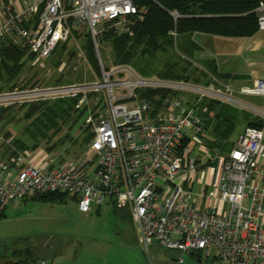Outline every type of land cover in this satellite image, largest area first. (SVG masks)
<instances>
[{"label": "built area", "instance_id": "built-area-1", "mask_svg": "<svg viewBox=\"0 0 264 264\" xmlns=\"http://www.w3.org/2000/svg\"><path fill=\"white\" fill-rule=\"evenodd\" d=\"M146 11L141 0H0V41H25L39 61L74 33L87 28L95 36L101 24L141 20ZM256 11L264 30V1ZM143 89L180 93L165 99V109L154 115L151 101L139 96ZM100 93L106 105L95 117L88 145L95 159L58 165L53 159L26 163L22 156L0 161V203L68 193L90 213L111 201L129 210L147 251L154 243L179 251V264L193 251L220 264H264V77L239 86L202 85L145 76L130 64L101 65L95 81L2 91L0 106L67 97H80L81 104ZM191 94L248 111L263 125L246 127L229 153H214L196 104L188 103ZM247 97L262 98V104ZM193 144L207 156L205 168Z\"/></svg>", "mask_w": 264, "mask_h": 264}, {"label": "rangeland", "instance_id": "rangeland-1", "mask_svg": "<svg viewBox=\"0 0 264 264\" xmlns=\"http://www.w3.org/2000/svg\"><path fill=\"white\" fill-rule=\"evenodd\" d=\"M130 23L101 24L95 36L85 28L60 43L52 56L39 61L25 41L14 42L24 50L18 63V74L14 78L6 76L3 82L0 79V92L98 80L101 65L109 68L119 64L115 62L110 42L102 38L109 30H126ZM90 42L94 45L97 62L90 57ZM190 42L196 43V49L188 46ZM8 44L0 48V65L6 58ZM180 45L193 51L185 53ZM207 59L215 60L220 73H231L224 80L213 76V83L223 81L236 86L251 84L252 77H264V30L253 37L230 38L207 33L185 35L177 39L175 49L169 48L150 58L155 67L178 62L179 66H188L191 71L194 68L204 69L203 62ZM190 62L191 65H188ZM130 65L140 72L134 64ZM237 75L243 77L236 78ZM88 98V102L81 104L79 99L69 110V115L58 120L57 126H51V122L44 117V107L57 99L34 100L11 106L0 118V161H12L22 156L26 163L53 159L58 165L72 159H95V153L88 149V143L93 138L95 117L106 103L102 93L89 94ZM247 99L262 104V98ZM248 121L243 118L238 120L231 143L235 144ZM208 136L206 141L212 137L210 134ZM21 143L25 145L23 149L18 148ZM231 146L222 147L221 154H227ZM192 149L194 155L201 159L199 164H202L207 156L199 151L198 145L193 144ZM205 170L208 174L209 168ZM201 185L197 183V191ZM114 206L118 213H115ZM114 206L107 201L100 205L99 210L97 205L90 213H84L72 194H68L63 202L56 203L30 199L8 202L5 210L0 209V264H16L26 260L38 264L41 259L63 264H179V251L158 243L147 251L139 240L129 210ZM183 257L184 261L180 264H220L212 255L206 256L204 253L201 259L191 254H183Z\"/></svg>", "mask_w": 264, "mask_h": 264}, {"label": "trees", "instance_id": "trees-1", "mask_svg": "<svg viewBox=\"0 0 264 264\" xmlns=\"http://www.w3.org/2000/svg\"><path fill=\"white\" fill-rule=\"evenodd\" d=\"M262 1L264 0H141V3H144L147 9L143 19L131 18V23L126 26V30L122 32H117L114 29L109 30L102 40L110 42L114 51L115 62L134 64L142 75H156L162 78L187 80L209 85L213 83V76L220 80L228 79L231 76L229 73H220L217 63L213 59H207L203 62L204 69L194 68L191 71L188 66H179L178 62L164 65L161 68L155 67L150 58L153 59L157 53L167 51L169 48L175 49L179 37L193 35L198 32L230 38L254 36L260 31L259 14L256 9ZM173 11H177L180 16L175 18L172 15ZM131 32L133 33L131 34ZM173 32L177 34L174 35ZM5 44H8V41H0V48L4 47ZM188 46L196 49L197 45L190 42ZM180 47L185 53L193 51L183 45H180ZM88 51L91 59L97 62L95 48L91 42ZM23 52L21 46L16 45L14 42L6 46V58L3 59L4 62L2 61L3 63L0 65V79L2 82L6 79V76L16 77L18 63ZM181 57L183 60L185 59L184 56ZM188 65H191V62ZM242 77L237 75L236 78ZM179 93L166 89H143L139 91V96L141 99L151 101L155 108L153 112L155 115L165 109L163 105L165 99L175 97ZM158 96H160L159 99H157ZM189 97L188 103L190 105L196 104L197 112L203 119L206 131L212 136L206 141V144L214 153H221L220 149L222 147L232 145L226 153L231 151L234 144L231 143L230 139L237 129L240 118L245 119V121L249 120L246 127H261L263 125L262 119L253 116L248 111L210 98L199 99V96L193 94ZM79 99L80 97H73L70 100L57 99L53 104L44 107L46 112L44 117L49 123L51 122V126H57L58 120L69 115V110L73 108V105ZM9 109L10 107H8ZM24 146L21 143L18 148L23 149ZM199 163H201V160H198ZM200 166L205 168L207 164L202 163ZM67 195L68 193L53 192L37 194L31 198L43 202H63ZM6 205L7 203H0V209L5 210ZM118 212L119 210L115 208V213ZM1 214L3 215L4 212ZM123 215L127 216L126 213ZM201 254L202 252L199 251L191 253L192 256L197 255L199 258ZM16 264H31V261L26 260Z\"/></svg>", "mask_w": 264, "mask_h": 264}, {"label": "crops", "instance_id": "crops-1", "mask_svg": "<svg viewBox=\"0 0 264 264\" xmlns=\"http://www.w3.org/2000/svg\"><path fill=\"white\" fill-rule=\"evenodd\" d=\"M259 32V31H258ZM199 34H201L200 32H198ZM251 37H253V36H251ZM229 74H231V73H229ZM242 76V75H241ZM250 78H251V75H250ZM255 78H257V76H254V77H252L251 79L252 80H250L251 82L255 79ZM250 82V83H251ZM76 198V197H75ZM28 199H30V200H36V199H34V198H28ZM28 199H26V200H28ZM76 200H77V198H76ZM37 201H40V200H37ZM43 202V201H42ZM77 202H78V200H77ZM52 203H56V202H52ZM112 205L114 206L115 204H113L112 203ZM94 207H97V205H94ZM93 207V208H94ZM99 208H100V205H98V207H97V210H99ZM114 208H115V206H114ZM93 210V209H92ZM53 262V261H52ZM54 262H58V261H54ZM58 263H61V262H58Z\"/></svg>", "mask_w": 264, "mask_h": 264}, {"label": "water", "instance_id": "water-1", "mask_svg": "<svg viewBox=\"0 0 264 264\" xmlns=\"http://www.w3.org/2000/svg\"><path fill=\"white\" fill-rule=\"evenodd\" d=\"M8 110V107L6 106H0V118L1 116Z\"/></svg>", "mask_w": 264, "mask_h": 264}]
</instances>
